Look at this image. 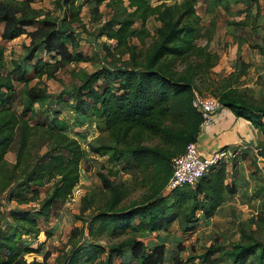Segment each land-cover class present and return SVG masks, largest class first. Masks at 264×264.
<instances>
[{
  "label": "trees",
  "instance_id": "trees-1",
  "mask_svg": "<svg viewBox=\"0 0 264 264\" xmlns=\"http://www.w3.org/2000/svg\"><path fill=\"white\" fill-rule=\"evenodd\" d=\"M34 2L0 0V40L9 43L22 35L28 40L26 56L21 62H13V71L6 74L3 73L4 47L0 44V195L8 192L7 203L36 202L38 190L51 185L35 213L11 208L4 221V214L0 212V224L4 223L0 226V264H46L47 254L42 262L24 259V254L35 251L22 236H38L37 219L48 217L55 203L69 200L79 183L82 164L91 160L87 157L89 153L107 157L112 166L123 162L124 170L130 164L148 170L147 190L141 200L121 206V184H114L98 172L107 199L101 207H95L92 198H82L81 215L90 209L95 212L88 221L84 219L87 235L85 229H75L74 235L80 236L81 242L66 264H76L81 258L87 264H115L117 259L121 261L119 264H165L164 240L160 241L158 234L166 233L174 223L188 231L202 218L209 222L226 199L237 195L232 170L238 159L248 158L243 152L232 160L231 166L226 163L212 166L194 188L165 191L172 176L171 159L182 155L187 145L197 140L202 122L191 104L192 89L198 90L197 79L209 56L203 58L204 63L188 61L179 71L175 67L178 57L187 58L194 51L199 37L201 29L194 15L198 0H183L179 6L157 8L151 7L147 0H96V6L90 9L95 22L101 21L99 5L104 3L113 11L107 21L100 23L97 37L114 41V50L126 48L129 57L125 63L115 64L119 61L115 60L90 74L81 71L80 85L75 87L73 95V110L79 118L76 123L60 118V112L53 108L43 109L49 105L46 89L38 84L30 86L26 76L33 69L39 79H51L70 63L87 60L77 51L79 39L72 29L80 19L81 6L76 5V0H55V8L62 15L54 17L48 11L34 8ZM154 14L160 23L155 30L156 39L139 56L128 40L135 37L144 42L147 36L144 28L136 31L133 26ZM39 51L55 62L51 65L36 59ZM104 51L111 54L108 47ZM14 82L23 84L19 115L12 108ZM215 97L222 108L249 122L256 135L257 131L260 133L262 141L259 143L257 136L256 143L258 155L264 158V104L253 105L228 86L215 92ZM38 109L43 112L38 113ZM36 115L42 117L30 125L29 118ZM92 118L106 137L89 142L86 151L81 142L84 135L70 137L66 131L83 126L82 119ZM148 137L156 138L158 144L142 145ZM43 147V154L34 152ZM13 148H16V161L9 166L6 156ZM32 186L35 189L30 190ZM254 196L264 201V186L258 187ZM94 228L106 230L113 237H128L103 246L91 240L96 232ZM85 236L90 239L82 241ZM184 251L186 248L177 245L171 264H190L195 260V264H264V241L244 230L240 231L238 241L227 247L216 239L201 253L185 259L181 256Z\"/></svg>",
  "mask_w": 264,
  "mask_h": 264
},
{
  "label": "rangeland",
  "instance_id": "rangeland-1",
  "mask_svg": "<svg viewBox=\"0 0 264 264\" xmlns=\"http://www.w3.org/2000/svg\"><path fill=\"white\" fill-rule=\"evenodd\" d=\"M147 1L153 8L162 5L179 6L183 2V0ZM54 2L55 0H35L32 6L48 11L54 17H61L62 14L55 8ZM76 5L81 6L80 19L74 23L72 29L79 39L77 51L87 60L70 63L65 68L58 70L51 79L46 77L39 79L34 74L33 69L26 76L30 86L38 84L46 89L49 95V105L44 106L43 109H55L60 112V118L69 121V123H76L79 119L73 110V95L75 94V87L80 85L81 71L90 74L102 67L109 66L115 60H119L115 64L125 63L129 57L126 48L114 50V41H109L105 37H97L100 23L107 21L113 13L110 8L106 7L104 3L99 5L101 21L95 22L90 9L96 6V0H76ZM194 15L201 31L194 43V51L187 58L178 57L175 60L177 70L184 69L188 61L198 60L204 63L203 58L209 56L202 70V75L197 79L196 84L200 92L215 96V92L228 86L242 94L253 105H263L264 0H221L219 2L218 0H198ZM159 26L157 14L134 24L133 30L138 31L143 27L147 33L142 43L135 37L128 40L130 46H135V51L139 56L144 55L155 41V30ZM0 44L4 47L5 65L3 73H11L14 67L13 62H21L26 56L25 47L28 45V40L25 35H22L9 43L0 40ZM105 47H108L111 52L110 55L105 53ZM35 57L47 61L51 65L55 62L54 59L43 55L41 51L37 52ZM15 76L16 74L12 75L13 78ZM14 87L15 99L12 108L19 115L22 109L23 84L14 82ZM58 100L60 101L59 104H57ZM41 111L43 112V110L38 109V113ZM41 117L42 115H36L29 118L30 125L38 122ZM81 121L83 126H75L66 133L70 137L76 138L78 135H84L81 141L82 147L88 151L87 144L98 137H106V133L97 129L96 119H82ZM257 136L259 143H261L262 137L258 131ZM141 144L154 146L158 144V141L156 138L148 137ZM256 144L253 148L246 147L241 150L245 151V154L247 153L248 158L246 160L238 159L237 166L232 170L238 186L237 195L232 199H226L209 222L203 221L201 217L202 219L198 221L196 226L188 231L182 230L177 223H174L166 233H159L158 236L153 235V238L157 236L160 241L161 239L164 240L162 244L166 251L165 264L172 263V259L177 253V245L186 248V251L181 254L182 258L185 259L187 256H193V253H201L204 247L209 246L216 239L225 247L237 242L241 230L248 232L260 241H264V201L254 196L257 188L264 186V158L258 155L259 147ZM15 149L13 148L6 156L9 166L15 164ZM44 151L43 147L40 151L35 150L34 152L41 155ZM87 157L91 160L82 164L79 183L74 188L69 200L64 203H55L51 207L48 217L37 219V225L40 228L38 236H22V240L28 242L29 247L35 251L24 254L23 257L27 262L34 259L42 262L44 255L47 254L46 264H66L69 255L81 242L80 236L74 235L75 229L83 228L86 230L85 223H83L84 219L88 221L95 212L90 209L81 215L82 198L85 196L92 198L95 207H101L107 199L97 177L98 172L105 174L114 184H121L123 192L121 206H127L130 201L141 200L146 193L147 181L149 180L148 170L133 164L124 170L125 163L123 162L112 166L113 164L108 162L107 157H98L90 153ZM260 180H262V184ZM50 185L51 183L38 190L39 199L36 202L17 203L11 201L7 203L5 197L8 192L0 195V212L4 214V221H7V210L11 208H18L31 213L38 211L41 208L40 202L45 198ZM32 189L35 187L32 186L30 190ZM3 224L1 223L0 226ZM94 229L96 232L91 235V240L103 246L117 243L128 237V235L113 237L106 230ZM85 233L87 232L85 231ZM90 238L84 237L82 241H88ZM120 262V259H117L115 264ZM195 263L197 260L190 264ZM76 264L87 263L82 262L81 258ZM93 264H97V262Z\"/></svg>",
  "mask_w": 264,
  "mask_h": 264
},
{
  "label": "built area",
  "instance_id": "built-area-1",
  "mask_svg": "<svg viewBox=\"0 0 264 264\" xmlns=\"http://www.w3.org/2000/svg\"><path fill=\"white\" fill-rule=\"evenodd\" d=\"M191 104L202 118L199 127V136L195 142L187 145L182 155L171 159L172 176L165 187L166 192L180 187L194 188L198 181L207 173L209 168L219 163L231 165L232 160L235 158L238 159L239 154L242 153L241 150H243L241 147L223 146L212 152H208L206 155L202 154L200 150L201 135L206 129L215 126L216 113L219 112L222 107L217 97L203 94L196 89H192ZM255 144L256 142L253 143V146L250 147L249 144L247 147L253 148Z\"/></svg>",
  "mask_w": 264,
  "mask_h": 264
},
{
  "label": "crops",
  "instance_id": "crops-1",
  "mask_svg": "<svg viewBox=\"0 0 264 264\" xmlns=\"http://www.w3.org/2000/svg\"><path fill=\"white\" fill-rule=\"evenodd\" d=\"M215 119V126L206 129L201 135L200 150L202 154L206 155L223 146L241 147L244 150L249 144L251 147L257 141L255 129L251 124L234 117L228 109L222 108L216 113Z\"/></svg>",
  "mask_w": 264,
  "mask_h": 264
}]
</instances>
